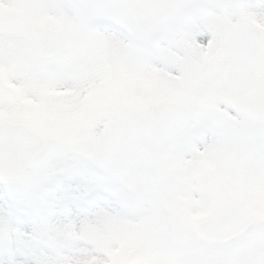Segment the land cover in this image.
<instances>
[{
    "label": "snow or ice",
    "instance_id": "1",
    "mask_svg": "<svg viewBox=\"0 0 264 264\" xmlns=\"http://www.w3.org/2000/svg\"><path fill=\"white\" fill-rule=\"evenodd\" d=\"M0 264H264V0H0Z\"/></svg>",
    "mask_w": 264,
    "mask_h": 264
}]
</instances>
